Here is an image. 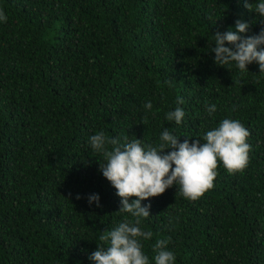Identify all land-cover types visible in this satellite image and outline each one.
Returning a JSON list of instances; mask_svg holds the SVG:
<instances>
[{"label":"trees","instance_id":"16d2710c","mask_svg":"<svg viewBox=\"0 0 264 264\" xmlns=\"http://www.w3.org/2000/svg\"><path fill=\"white\" fill-rule=\"evenodd\" d=\"M0 264H264V0H0Z\"/></svg>","mask_w":264,"mask_h":264}]
</instances>
